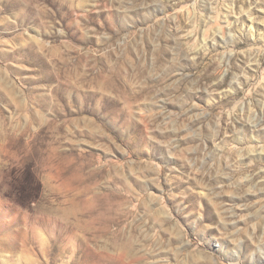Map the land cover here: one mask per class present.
Here are the masks:
<instances>
[{
  "label": "rangeland",
  "instance_id": "1",
  "mask_svg": "<svg viewBox=\"0 0 264 264\" xmlns=\"http://www.w3.org/2000/svg\"><path fill=\"white\" fill-rule=\"evenodd\" d=\"M0 264H264V0H0Z\"/></svg>",
  "mask_w": 264,
  "mask_h": 264
}]
</instances>
